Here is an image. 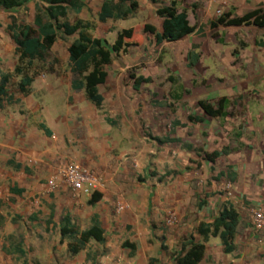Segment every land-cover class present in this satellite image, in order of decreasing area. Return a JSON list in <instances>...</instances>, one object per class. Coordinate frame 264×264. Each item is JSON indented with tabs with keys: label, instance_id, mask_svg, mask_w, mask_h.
<instances>
[{
	"label": "crops",
	"instance_id": "crops-1",
	"mask_svg": "<svg viewBox=\"0 0 264 264\" xmlns=\"http://www.w3.org/2000/svg\"><path fill=\"white\" fill-rule=\"evenodd\" d=\"M74 1L75 9L64 5L69 24L76 20L90 23L92 37L107 45L114 43L120 31L133 30L121 27V22L140 17L142 48L131 47L123 57L126 64L119 62L120 69L114 76L105 70L106 82L98 87L104 100L98 108L86 100L82 89L72 87L76 77L71 72L68 48L77 35L65 37L62 30L51 49L61 39L65 41L62 59L67 70L35 76L26 96L19 93L20 76L14 75L9 81L7 92L13 101L0 106V264H176L172 255L191 236L200 242L198 225L210 224L225 204L232 205L239 215L235 250L225 254L219 238H209L199 264H264L259 256L264 245L252 236L250 219L241 202L224 194L200 201L214 193V185L206 189L203 182L193 181L192 173H184L181 164L173 161L175 154L146 143L144 119L135 115L136 109L129 106L124 94L126 88L132 89L125 82L127 65L149 64L150 48L170 44L155 42L149 47L150 39L155 38L143 28L147 25L160 34L163 20L156 10L171 0H132L137 10L131 17L103 23L98 15L109 0ZM187 1L204 3L199 8L202 12L214 8L212 0ZM225 1L246 13L264 9V0ZM38 2L31 0L13 13L0 9V78L13 74L19 63L7 30L11 17L36 29L34 6ZM180 5L177 0L176 6ZM176 47L181 51L187 48L186 44ZM139 76L153 78L150 73ZM104 87L108 89L106 94ZM72 163L99 178L101 186L96 192L101 199L97 203L89 205V197L74 195L61 179L60 170ZM169 171L172 173L167 176ZM260 176L264 178V171L254 174V184ZM242 179H237L239 190L244 189L246 180ZM118 204L125 206L121 214L115 213ZM169 212L177 215V225L166 226ZM64 218H69L80 232L97 223L104 242L90 241L76 255H70V239L60 234Z\"/></svg>",
	"mask_w": 264,
	"mask_h": 264
},
{
	"label": "rangeland",
	"instance_id": "rangeland-1",
	"mask_svg": "<svg viewBox=\"0 0 264 264\" xmlns=\"http://www.w3.org/2000/svg\"><path fill=\"white\" fill-rule=\"evenodd\" d=\"M188 2L180 0L181 5L176 8L186 11L187 19L197 27L196 32L180 40L179 45L176 42L150 48L149 64L129 63L125 82L130 87V74L139 77L141 73H150L153 78H147L149 82L141 84L139 91L126 88L124 94L129 106L132 104L136 109L135 115L149 120L142 121L146 143L175 154L173 161L181 164L184 173H192L193 181L203 182L206 189L214 185V193L200 201L224 194L239 200L250 219L254 211H264V178L260 176L261 182L254 184V174L264 171V27L259 26L264 20V9L246 13L225 0H212L214 8L202 12L199 8L204 3ZM257 10L260 13L248 24L239 27L217 24L227 14L230 18H240ZM140 19L121 22V27L133 28L131 42L136 50L143 43L138 28ZM68 20L59 21L70 23ZM155 42L150 39L149 47ZM64 43L61 39L44 61L34 62L30 73L35 77L67 70L62 59ZM181 44H186V50H177L176 46ZM188 53L198 56L193 66L187 60ZM123 57L124 54L114 57L116 64L104 68L110 76L120 69L119 62L126 64L127 59ZM104 88L106 94L108 89ZM221 98L229 101L226 117H206L197 107L198 101L215 104ZM215 152L219 157L210 162L209 156ZM239 176L246 180L241 190ZM175 218L174 224L165 223L166 226L177 225L176 214ZM250 229L256 241L264 245V230L255 232L251 226ZM259 256L264 262V252Z\"/></svg>",
	"mask_w": 264,
	"mask_h": 264
},
{
	"label": "trees",
	"instance_id": "trees-1",
	"mask_svg": "<svg viewBox=\"0 0 264 264\" xmlns=\"http://www.w3.org/2000/svg\"><path fill=\"white\" fill-rule=\"evenodd\" d=\"M31 0H0V9L13 13ZM75 9L77 4L74 0H40L35 4L34 26H25L18 24L14 17H11V23L7 30L11 33L13 42L15 43V52L19 58V63L15 67L13 74H3L0 78V106L2 103H11L12 96L8 95L7 86L11 78L20 76L18 83L19 93L26 96L29 87L34 79V74L30 73L34 62L44 61L49 50L56 41L58 31L62 30L65 37L77 35L76 40L69 46L68 53L72 63L71 72L76 77L72 84L73 89L83 90L87 101L95 107H100L103 103V97L98 92V87L105 84L107 72L105 67L112 63L113 56L126 54L128 49L133 47L131 42L133 30H122L112 45H107L105 41L96 39L90 34L93 26L90 23H84L76 20L73 24L60 22L59 19L66 17V6ZM196 8V6H192ZM137 10V3L132 0H109L105 1L98 15L100 23L108 19L126 20L131 17ZM77 11V10H75ZM260 10L249 13L240 18H230L227 14L225 17L217 21L218 25L226 27H239L248 24L254 19ZM156 15L160 17L162 22V32L157 34L155 30L147 25L143 30L145 33L153 35L156 44L162 42L176 43L183 38L194 33L196 26H190L187 20L186 11H178L176 8V0H171L168 5H163L156 10ZM216 24L212 25L215 27ZM264 27V20L259 24ZM198 56L194 53L187 54V60L190 66L197 61ZM128 78L132 81V90L139 91L140 85L148 83L149 79L141 76L135 77L130 74ZM229 101L221 98L211 104L207 101H198L197 107L204 116L209 118H221L227 116ZM219 157V153L215 152L209 156V161ZM101 199V194L94 192L88 204L92 205ZM239 225V215L230 204H225L218 216L210 224L200 223L196 229L197 234L201 238L200 242H196L191 236L185 240L177 253L172 255L176 264H199L204 258L205 243L209 238H219L223 252L230 254L235 250L234 239ZM61 237H68L70 243L68 252L70 255H76L79 251L90 242L101 244L104 242L103 231L97 223H94L89 229L78 231L71 225L69 218L62 220L60 229Z\"/></svg>",
	"mask_w": 264,
	"mask_h": 264
},
{
	"label": "built area",
	"instance_id": "built-area-1",
	"mask_svg": "<svg viewBox=\"0 0 264 264\" xmlns=\"http://www.w3.org/2000/svg\"><path fill=\"white\" fill-rule=\"evenodd\" d=\"M61 179L65 185L74 193V195H82L90 197L101 186V182L97 176H95L88 169L80 166L79 164L72 163L59 172ZM229 186H227V189ZM125 206L118 204L116 207V213L124 211ZM251 218V227L255 232L264 230V211H254ZM176 221L174 212H169L167 218V224H174Z\"/></svg>",
	"mask_w": 264,
	"mask_h": 264
}]
</instances>
